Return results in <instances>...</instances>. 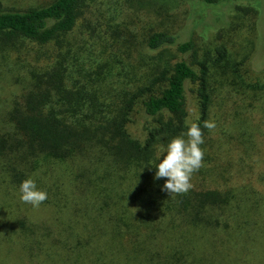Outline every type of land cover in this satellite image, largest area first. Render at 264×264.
Here are the masks:
<instances>
[{
	"label": "trees",
	"instance_id": "obj_1",
	"mask_svg": "<svg viewBox=\"0 0 264 264\" xmlns=\"http://www.w3.org/2000/svg\"><path fill=\"white\" fill-rule=\"evenodd\" d=\"M89 10L88 0H54L40 8L0 12V41L8 45L28 40L42 46H63L64 37L73 33ZM144 42L158 55L133 89L126 81L128 76L119 77L121 72L126 73L124 68L120 73L115 71V79L110 75L111 80L91 75L88 79L77 78L62 61L58 63V57L32 73L25 93L0 118V194L19 197V186L28 178L35 179L41 190L53 194L43 204L60 203L59 213L71 215L68 220L61 216V221L67 236L74 239L75 248H91L85 253L87 262L78 259L75 264H220L215 262L218 256L226 259L223 264H239L237 252L246 253L240 246L248 244H234L235 250L231 247L230 253L222 254L228 247L217 248L205 234L229 230L234 224V238L246 240L253 224L257 239V235L264 234V208L258 212V221L248 214L249 208L262 203L246 202L239 186L247 183L235 182L236 159H231L233 155L223 159L225 148L219 157L207 141L211 130L204 127V122L211 121L216 101L220 104L222 99L221 108L227 105L232 110L236 106L237 114L245 113L250 103L246 105L239 95L226 90L233 87L231 84L212 85L213 74L205 61L172 62L164 57L174 46L181 55L196 54L193 40L179 43L176 35L157 31L149 33ZM245 61L251 64L250 58ZM189 83L198 84L199 118L194 123L203 132L201 147L205 155L202 167L193 176L201 181H191L187 192L170 194L162 191L166 178L154 179V167L165 154L167 144L186 133L191 125L186 97ZM251 87L255 92L248 95L252 96L251 105L264 112V82ZM137 114L151 119L144 138H135L129 131ZM216 135L227 143L224 132L222 138L219 132ZM230 139L236 141L232 136ZM255 151L250 157L251 170L257 169L260 157H252ZM58 165L79 170L65 175L69 177L67 181L58 177L65 187L55 191L57 181L49 185L44 178ZM253 173L259 176L264 172ZM30 222L21 217L14 225L0 217V264H57L58 259L65 260L55 245L50 246L48 238L40 239L49 237L41 233L40 225ZM4 224L14 231L3 234ZM253 242L248 257L241 259L243 264H252V259L257 264V253L264 256V246L256 252ZM259 264H264V258Z\"/></svg>",
	"mask_w": 264,
	"mask_h": 264
},
{
	"label": "rangeland",
	"instance_id": "obj_2",
	"mask_svg": "<svg viewBox=\"0 0 264 264\" xmlns=\"http://www.w3.org/2000/svg\"><path fill=\"white\" fill-rule=\"evenodd\" d=\"M53 1L0 0V12L26 11L48 6ZM212 1L208 3L197 0L184 3L175 0H88L90 10L81 17L73 33L64 37L66 42L63 46L55 43L42 46L28 40H19L8 45L0 41V118L2 119L12 108L13 102L19 100L25 93L32 73L41 71L44 68L42 65L47 66L57 57L58 63L62 61L64 67H68L67 70L72 71L77 78L86 76L88 79L91 75L90 77L95 79L97 77L100 80L101 76L110 78L113 74L115 79L118 76L115 71L120 73L124 68L126 73L121 72L119 77L124 79L128 76L126 81L131 83L133 89V86L138 84L137 81L143 78V74L153 67V58L158 55V51H150L144 42L149 33L157 31H168L176 35L179 43L191 40L195 42L196 54L189 52L181 55L174 46L164 54L169 61L177 62L184 59L194 64L205 61L213 74L212 85L231 84L233 87L229 86L226 90L239 95V98L245 100L246 105L249 103L251 105L252 96L248 95L255 94L250 90L251 85L264 82V0ZM129 49L132 52L128 51ZM69 50H72L71 55L68 54ZM247 57L251 60L250 65L245 61ZM218 62L219 65H216ZM52 66H55V62ZM140 68L145 71L141 73L138 71ZM107 77L106 82L109 83ZM98 84L102 82L99 81ZM197 88L198 84L187 85L190 124L199 118ZM212 88L216 90L215 86ZM221 105L222 99L220 104L216 101L212 108L210 118L215 123V128L211 130L207 141L213 144L214 151L219 157L225 148L223 159H228V155H233L231 159H236L235 182L247 183L246 186H239L246 202L257 200L264 204V173L260 174L261 176L253 173L254 170L264 172V112L259 106L249 105L245 113L237 114L236 106H232L231 110L227 105L222 108ZM136 116L129 131L135 138H144L145 128L151 119H146L141 114ZM217 132L221 134V138L222 132L225 133L227 143L218 138ZM231 136L236 141L230 139ZM206 149H210V146L206 145ZM253 150L256 151L252 157L256 155L260 157L257 159V169L251 170L253 160H250V157ZM77 170L78 167L58 165L53 167L52 174L46 176L44 182L50 185L57 181V186L53 189L55 191L57 187L62 189L65 186L60 179L69 180L65 175ZM198 178L192 176L191 181H201ZM217 178L221 181L223 179ZM211 180H214V177ZM78 194L81 195L79 191ZM50 196L53 194H48V199ZM0 202V217L4 221L9 219L10 224L15 225V222L23 217L29 223L31 220L40 225L41 233L49 235V237L44 235L40 239L48 238L50 246L55 245L58 255L65 259H58L57 264H75L78 259L86 261L85 253L91 248L86 251L83 247L75 248L74 239L67 236L66 227L61 221V216L68 220L71 219V215L64 216L61 211L59 213L60 203L56 205L55 201H51L42 203L39 208H33L30 204L21 202L14 194L11 197L0 194ZM18 203L20 205H16ZM262 204H258L257 208H249L251 213L248 214L253 215L257 221L260 218L258 212L264 208ZM4 225L6 232L3 230V234L14 231H9L6 224ZM233 228L234 224H231L229 230L222 229L205 236L214 240L215 246L219 249L228 247L222 254L230 253L234 244H248L240 246L246 253L237 252L238 263L243 264L244 260L241 259L248 257L247 251L253 241L256 242L252 246L253 250L261 252L264 234L257 235L256 239L252 224L248 232L249 237L242 240L234 238ZM257 255L256 263L259 264L264 256L261 257L259 253ZM43 256L46 257L45 254ZM217 258L215 262L220 264L226 260L221 256Z\"/></svg>",
	"mask_w": 264,
	"mask_h": 264
},
{
	"label": "clouds",
	"instance_id": "obj_3",
	"mask_svg": "<svg viewBox=\"0 0 264 264\" xmlns=\"http://www.w3.org/2000/svg\"><path fill=\"white\" fill-rule=\"evenodd\" d=\"M204 127L212 130L215 123L205 121ZM187 137V139H185ZM204 137L201 127L192 123L186 133L173 138L163 149L165 154L155 163V180L165 179L162 191L170 194L187 192L191 187L193 174L202 167L204 159ZM163 156V159L161 157ZM19 199L33 208H39L47 200L48 193L38 188L36 180L28 178L19 186Z\"/></svg>",
	"mask_w": 264,
	"mask_h": 264
}]
</instances>
